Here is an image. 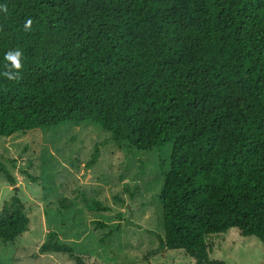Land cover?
<instances>
[{
	"label": "trees",
	"instance_id": "trees-1",
	"mask_svg": "<svg viewBox=\"0 0 264 264\" xmlns=\"http://www.w3.org/2000/svg\"><path fill=\"white\" fill-rule=\"evenodd\" d=\"M84 121L121 147L173 142L161 244L195 264H224L210 241L230 228L264 246V0H0V136ZM29 228L15 189L0 243ZM39 251L87 264L56 232Z\"/></svg>",
	"mask_w": 264,
	"mask_h": 264
},
{
	"label": "rangeland",
	"instance_id": "rangeland-1",
	"mask_svg": "<svg viewBox=\"0 0 264 264\" xmlns=\"http://www.w3.org/2000/svg\"><path fill=\"white\" fill-rule=\"evenodd\" d=\"M172 150L171 141L149 150L121 147L91 121L0 136V209L17 189L30 217L16 242L0 243V264H77L66 253H40L51 232L87 264H195L184 250L160 242ZM93 199L109 210H91ZM98 221L107 226L96 228ZM109 230L113 235L102 241ZM210 245V258L224 264H264L262 242L237 228L213 235Z\"/></svg>",
	"mask_w": 264,
	"mask_h": 264
},
{
	"label": "clouds",
	"instance_id": "clouds-1",
	"mask_svg": "<svg viewBox=\"0 0 264 264\" xmlns=\"http://www.w3.org/2000/svg\"><path fill=\"white\" fill-rule=\"evenodd\" d=\"M20 53H15L14 55L10 56L9 59L13 60L15 62V67L19 68V62H18V58H19Z\"/></svg>",
	"mask_w": 264,
	"mask_h": 264
}]
</instances>
